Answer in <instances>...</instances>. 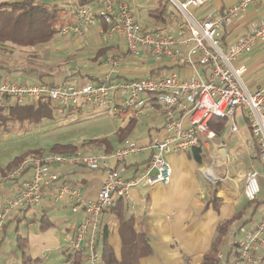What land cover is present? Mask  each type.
Instances as JSON below:
<instances>
[{"label": "built area", "instance_id": "2783aa9c", "mask_svg": "<svg viewBox=\"0 0 264 264\" xmlns=\"http://www.w3.org/2000/svg\"><path fill=\"white\" fill-rule=\"evenodd\" d=\"M255 2L264 3V0H242L225 12L201 14L210 0H145L142 4L138 0H93L89 6L73 9L67 16L61 31L64 35L71 32L83 36L86 28L97 27L105 40L116 35L123 38L128 54L107 58L104 65L109 68L126 66L140 53H148L156 61L170 58L178 64L192 66L196 73L192 78L171 73L167 77L158 75L115 81L106 76L84 85L81 75L68 72L71 81L55 84L49 80L16 81L0 71V110L4 109V99L8 97L19 106L50 101L56 109L94 111L113 106L114 95H119L123 107L137 109L135 113L139 116L145 113L146 100H151L162 114L166 133L164 138H156L146 149L129 138L109 154L99 153L93 145L68 154H29L0 175V187H15L12 200L6 201L0 209V240L13 215L28 214L52 194L59 169L102 171L106 180L96 201H86L81 187L70 189L66 186L62 193L70 194L72 213L82 217L73 236L67 240L66 252L72 259L81 254L84 264H103L99 242L103 237L104 211L114 207L117 199L129 198L130 191L141 184L168 186L173 166L166 156L209 145L215 148L218 137L210 127L212 119L226 118L231 132L238 133L236 115L242 109L249 114L251 132L258 143L264 170V85L254 91L248 89L244 84L248 68L237 64L241 57L251 54L257 42L264 41V22L231 44L221 39L222 32ZM163 5L167 6L164 21L149 15V8L159 9ZM138 11L141 14L144 11V16L150 17L149 24L143 23ZM144 150L151 151L148 168L133 179L124 180L121 174L125 162ZM204 175L208 177L206 173ZM259 176L256 170L246 175L244 196L249 202L258 200L261 194ZM261 177L264 178V173ZM236 233L234 261L227 264H264V216L257 223L239 228ZM221 257H218L220 261L223 260ZM68 264H72V260Z\"/></svg>", "mask_w": 264, "mask_h": 264}, {"label": "crops", "instance_id": "0c3cea01", "mask_svg": "<svg viewBox=\"0 0 264 264\" xmlns=\"http://www.w3.org/2000/svg\"><path fill=\"white\" fill-rule=\"evenodd\" d=\"M144 1L141 0L139 3L142 4ZM241 1L210 0V3L200 13L219 14L237 6ZM152 7H155V4ZM141 20L145 24L151 21L146 16ZM262 22H264V3L255 2L247 11L240 13L233 24L222 32L221 39L226 44H231L251 33ZM103 27L105 28L104 25ZM59 37L63 38L60 49L65 51L63 54L69 53L68 57H71L70 59L65 58L66 68L60 80L54 75L38 78L24 71L29 67L21 64L14 65L1 58L0 71L16 81L36 83L49 80L55 84L71 81L68 78V72H71L74 75H81V83L84 85L106 76H111L115 81H124L158 75L167 77L171 73L186 78L196 75L195 69L188 64H178L170 58L156 61L148 53H140L126 66L109 68L104 65L107 58L125 57L128 54L127 44L120 35L107 40L103 39L102 31L97 27L86 28L83 36L70 32L65 35L61 33ZM195 59L198 58L195 57ZM237 64H244L248 68L244 78V84L248 89L254 91L263 86L264 41L257 42L251 54L241 57ZM197 68L200 69V65H197ZM113 98V106L104 107L113 109L116 113L113 116L114 119L116 118L113 121L114 137L110 139L107 137L111 146L90 144L97 147L99 153L109 154L119 149L125 140L120 141L118 133L125 131L127 127L131 131L126 140L133 138L142 149H146L156 138L165 137L162 114L151 100H146L145 113L139 116L135 113L137 109L123 107L121 96L114 95ZM238 113L245 122L246 131L241 132L238 126V133H232L228 120L225 134L222 137L217 135L215 148L221 145L219 148L224 150L225 162H222L223 164L213 160L212 153L215 148L211 145L207 148H200L203 154H209L212 160L209 162L208 157L204 164L193 159L194 149L189 152H175L166 156V160L173 166V176L168 186L141 184L130 191L129 198L124 199L127 204L126 217L134 218L136 233H145L153 247V254L141 259L139 264H201L204 255L211 250L219 234L218 226L225 220H231L247 204H251L244 196V182L247 173L240 170L239 174L243 173L245 178L242 177L239 180L232 178L239 174L235 170L232 173V163L228 160L230 157L229 144H231L230 148H233L232 158L237 155L236 147L245 145V149H253L252 154H255L256 161L261 163L258 143L250 128L249 114L243 109ZM229 137L231 138L230 143L225 140ZM150 158L151 151L145 150L137 157H129L125 162L122 178L130 180L144 173V170L148 168ZM111 165L115 166V163L111 162ZM205 170H209L216 178L213 183L205 177ZM57 174L58 181L52 186V194L46 197L40 207L29 212L24 220L18 218L14 222L16 215L11 217L5 237L0 244V264H8V262L9 264H22L23 253L33 260H38L37 264H68L70 262L71 255L66 252V247L69 245L67 240L73 236L82 217L72 213L73 199L70 198L69 193H62V189L66 186L70 189L81 187L84 199L94 202L99 196L106 176L102 171L82 168L59 169ZM261 179L264 181L263 177ZM239 184H242L243 189ZM14 192L15 187L12 185L0 187V209L6 201L12 200ZM261 192L258 200L254 202L256 205L248 210L247 217L251 216L253 210L255 211L248 225L257 223L264 216V183ZM44 216L48 217L51 223V227L46 231L41 230ZM120 224L119 218L111 212H106L102 217L101 232L106 228L109 229L108 242L119 261L122 259L123 247ZM18 235L28 241L23 251L17 245ZM228 238L227 236L224 239L223 245L227 243ZM12 240L13 243L9 246L8 243Z\"/></svg>", "mask_w": 264, "mask_h": 264}, {"label": "trees", "instance_id": "16d2710c", "mask_svg": "<svg viewBox=\"0 0 264 264\" xmlns=\"http://www.w3.org/2000/svg\"><path fill=\"white\" fill-rule=\"evenodd\" d=\"M68 1L72 3L71 9L69 7L59 6L58 2ZM93 0H7L0 3V44H11L19 48H35L44 46L54 40H56L62 29L67 23V16L73 11V9H78L80 7L89 6ZM67 5V4H66ZM167 11V6H161L159 9H154L149 12L152 18H157L160 21H164V16ZM31 67L25 69L24 71L35 75L38 78H43L45 76H50L49 71H43L32 65ZM51 71V70H50ZM64 72L61 68L54 76L60 80ZM11 98L6 97L4 99V104L8 108V114L2 118L1 124H3L7 130L9 129L10 123H27L32 122L34 124L41 123L46 118H51L55 112L54 106L50 101L39 102L35 105L30 106H19L15 103H11ZM73 110V109H70ZM69 110V111H70ZM228 120L226 118H214L210 123L211 129L219 137H222L227 128ZM131 130L128 127L125 131L118 133V138L120 141L125 140L127 135ZM124 142V143H125ZM95 145L111 146L110 140L104 138L101 140L92 141ZM91 143V144H92ZM78 147L74 144H56L50 153L56 154H68L76 152ZM42 150L33 151L28 154L22 155L20 157L14 158V160L8 164L5 168H0V175L5 174L7 171L11 170L15 165H17L22 159H24L29 154H42ZM193 159L204 164L207 162L208 157L203 154L201 149H194L192 151ZM255 202V201H254ZM254 202L247 204L240 212L235 214L231 220L223 221L217 229L219 233L211 250L204 255L203 262L201 264H221L218 256L221 252L224 239L229 235L231 228L235 225L247 226L252 217L255 215L253 210L250 217H247L248 210L252 206L256 205ZM111 212L117 218H119L120 224V236L122 239V259L119 261L116 258L115 252L112 246L108 242L110 236V231L106 228L102 231V239L100 240L102 261L103 264H139L140 260L147 258L153 254V247L147 235L143 232L139 234L135 230V220L133 217L127 218V204L124 199L120 198L116 200L115 206L109 210L104 211ZM27 212H23L16 215L14 222L18 219H25ZM10 221V220H9ZM9 223L4 227L3 238L5 237ZM51 227L49 218L44 216L42 218V231H46ZM2 238V239H3ZM0 240V244L1 241ZM27 239L17 236V245L21 251L25 250L27 247ZM232 252V251H231ZM233 254V253H232ZM22 255V264H37L38 260H33L30 257ZM70 261L72 264H84L82 255H76L73 259L70 256ZM231 261V259H230ZM229 262V261H228Z\"/></svg>", "mask_w": 264, "mask_h": 264}, {"label": "rangeland", "instance_id": "374dc122", "mask_svg": "<svg viewBox=\"0 0 264 264\" xmlns=\"http://www.w3.org/2000/svg\"><path fill=\"white\" fill-rule=\"evenodd\" d=\"M7 0H0V3ZM141 0H138V2ZM220 0H217L219 2ZM59 6L71 7L73 6L71 2L64 1L58 2ZM67 4V5H66ZM152 9L149 8V11ZM149 13V12H148ZM145 12L142 14L138 11V16L145 19ZM150 18V17H149ZM62 37H58L56 40L40 47L35 48H19L11 44H0V58L6 59L15 64H21L26 67H31L30 65L39 68L43 71H49L51 75L58 72L61 68L65 70L67 60L70 59L67 53L63 54L65 51L61 48ZM51 70V71H50ZM15 103L12 99L10 104ZM11 104V105H12ZM55 108V107H54ZM8 114V108L4 105V109L0 110V168H5L11 163L14 158L20 157L22 155L28 154L33 151L42 150L44 153H50L51 149L56 144H74L79 148H86L94 140H101L104 138L114 137V119L116 113L113 109L102 108L98 110H80V109H55V112L51 118L44 119L39 124H34L32 122L21 123H10L9 129L1 124L2 118ZM236 122L241 129V132L246 131L245 122L242 119L240 113H237ZM231 138H226L225 140L231 142ZM245 145H238L236 147L237 155L233 158V148L229 144V158L228 160L232 163V173L237 172L239 174L240 170H244L246 173L251 170H256L259 176V182L261 184V189L264 181H262L261 176L264 173L262 171L263 167L260 161H256V155L252 154L251 148L245 149ZM245 149V150H244ZM211 152V150H210ZM209 162H212L209 154ZM244 177V174L235 175L232 178L239 180ZM245 178V177H244ZM241 189H243L242 184H239ZM262 193V192H261ZM11 219V218H10ZM242 225H235L231 228L228 235V241L225 245H222L221 252L219 253V258H223L220 261L221 264H227L228 261H234L233 244L237 231ZM250 226V225H248ZM3 238V237H2ZM13 243V240L9 241V246ZM232 251V252H231ZM233 253V254H232ZM64 257V256H61ZM63 261V258H61ZM65 259V257H64ZM231 259V261H230ZM222 261L224 263H222ZM9 264V262H8Z\"/></svg>", "mask_w": 264, "mask_h": 264}, {"label": "bare ground", "instance_id": "6f19581e", "mask_svg": "<svg viewBox=\"0 0 264 264\" xmlns=\"http://www.w3.org/2000/svg\"><path fill=\"white\" fill-rule=\"evenodd\" d=\"M219 147H221V145L220 146L217 145V147L215 148V151L212 153V157H213V160L216 161V163L218 161V163L221 162V164H223L225 162L224 150L222 148H219ZM204 172L208 176V180L211 183H213L214 180L216 179V178H214L213 174L209 170H205Z\"/></svg>", "mask_w": 264, "mask_h": 264}]
</instances>
